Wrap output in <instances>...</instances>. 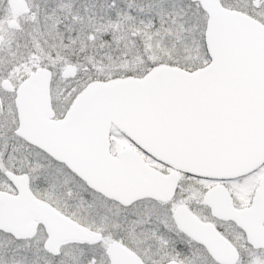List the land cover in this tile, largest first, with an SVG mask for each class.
Masks as SVG:
<instances>
[{"label":"snow or ice","instance_id":"1","mask_svg":"<svg viewBox=\"0 0 264 264\" xmlns=\"http://www.w3.org/2000/svg\"><path fill=\"white\" fill-rule=\"evenodd\" d=\"M0 264H264V0H0Z\"/></svg>","mask_w":264,"mask_h":264}]
</instances>
